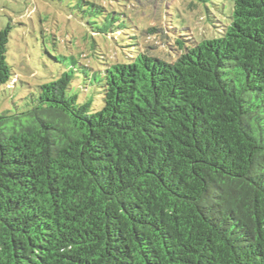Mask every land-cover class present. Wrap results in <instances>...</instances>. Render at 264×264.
<instances>
[{"label":"trees","instance_id":"trees-1","mask_svg":"<svg viewBox=\"0 0 264 264\" xmlns=\"http://www.w3.org/2000/svg\"><path fill=\"white\" fill-rule=\"evenodd\" d=\"M231 1L167 59L90 3L126 60L93 43L0 111V264H264V0Z\"/></svg>","mask_w":264,"mask_h":264},{"label":"rangeland","instance_id":"rangeland-1","mask_svg":"<svg viewBox=\"0 0 264 264\" xmlns=\"http://www.w3.org/2000/svg\"><path fill=\"white\" fill-rule=\"evenodd\" d=\"M92 1L115 11L119 21L131 26L139 35L141 50L165 59L174 48L169 45L173 43L172 31L198 36L206 31V25V34L213 35L217 30L214 22L223 21L232 4L231 0H113L111 7L108 0H0V29L10 26L6 59L15 78L11 87L0 86V111L25 106L37 85L51 81L66 68L82 69L79 63L93 65L95 59L82 54L92 53L93 43L97 50L126 60L117 31H110L100 14H91ZM149 27L157 29L150 33ZM98 28L105 32L98 33ZM129 35L130 29L123 35L128 44L134 41ZM75 59L78 63L72 64ZM73 91L79 96L90 95L77 83ZM93 97L99 108V94Z\"/></svg>","mask_w":264,"mask_h":264}]
</instances>
